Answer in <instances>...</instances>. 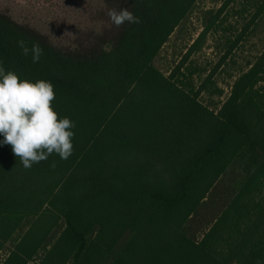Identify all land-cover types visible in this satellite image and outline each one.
Listing matches in <instances>:
<instances>
[{
    "label": "trees",
    "instance_id": "obj_1",
    "mask_svg": "<svg viewBox=\"0 0 264 264\" xmlns=\"http://www.w3.org/2000/svg\"><path fill=\"white\" fill-rule=\"evenodd\" d=\"M120 1L140 22L118 27L108 48L60 49L0 13V66L50 82L53 110L75 124L67 160L52 154L25 169L0 144V251L49 206L1 264H264V49L213 110L198 100L222 97L212 74L196 88L179 78L235 0L210 14L168 76L154 61L197 0ZM258 19L264 0L250 22ZM21 39L40 45L39 62L22 55ZM226 175L233 187L220 190Z\"/></svg>",
    "mask_w": 264,
    "mask_h": 264
},
{
    "label": "rangeland",
    "instance_id": "obj_2",
    "mask_svg": "<svg viewBox=\"0 0 264 264\" xmlns=\"http://www.w3.org/2000/svg\"><path fill=\"white\" fill-rule=\"evenodd\" d=\"M224 1L197 0L190 15L175 28L160 50L154 67L168 76L184 58L194 40L207 28L210 14H215ZM259 2L261 0H235L230 3L208 29L199 49L188 57L182 69L184 77L179 78V82L185 88L189 83L194 88L198 87L202 80L212 74L211 81L223 89L222 97H210L204 93L198 100L213 110L225 101L237 74L246 70L247 64L253 62L264 49V24L259 19L250 22ZM122 8H126V5L120 0H0L1 14L43 35L51 45L69 51L96 46L108 48L106 43L114 40L119 29L111 23L107 13L111 9L119 11ZM263 86L261 83L257 88ZM233 175L222 178L220 190L224 186L233 187ZM48 208V203H45L36 216L23 220V229L11 237L0 251V264L18 239ZM207 215H212V209H208ZM52 222L53 228L47 232V238L51 235L54 239L58 236L61 223L57 218ZM202 234V230L195 233L197 240ZM43 254L41 250L37 257ZM29 264H37V261Z\"/></svg>",
    "mask_w": 264,
    "mask_h": 264
},
{
    "label": "clouds",
    "instance_id": "obj_3",
    "mask_svg": "<svg viewBox=\"0 0 264 264\" xmlns=\"http://www.w3.org/2000/svg\"><path fill=\"white\" fill-rule=\"evenodd\" d=\"M107 15L117 28L124 23L140 20L126 8L111 9ZM18 47L24 56L31 54L33 63L39 62L43 49L36 42L31 47L21 39ZM55 100L53 85L45 80L35 83L20 80L12 71L0 66V144L10 145L12 153L25 169L46 161L52 154L67 160L73 152L70 130L75 124L68 117L58 118L52 108ZM55 167V163L51 165ZM257 264H260L258 261Z\"/></svg>",
    "mask_w": 264,
    "mask_h": 264
}]
</instances>
